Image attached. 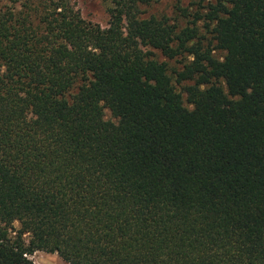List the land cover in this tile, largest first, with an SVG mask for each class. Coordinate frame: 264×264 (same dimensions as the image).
<instances>
[{"label": "trees", "instance_id": "trees-1", "mask_svg": "<svg viewBox=\"0 0 264 264\" xmlns=\"http://www.w3.org/2000/svg\"><path fill=\"white\" fill-rule=\"evenodd\" d=\"M109 1L0 0V264H264V0Z\"/></svg>", "mask_w": 264, "mask_h": 264}, {"label": "rangeland", "instance_id": "rangeland-1", "mask_svg": "<svg viewBox=\"0 0 264 264\" xmlns=\"http://www.w3.org/2000/svg\"><path fill=\"white\" fill-rule=\"evenodd\" d=\"M207 0H151L147 6H143L140 10L143 12V16L153 15L155 17L166 16L170 20L179 17V26H185L187 21L192 20L193 14L204 13L205 10L201 8L205 5ZM70 4L75 10H77L80 16L91 23L99 25L101 28H105L109 21V10L111 9V4L109 0H69ZM181 11L184 17L180 16ZM197 26H201L200 20L197 21ZM146 51H151L154 58L158 61H163L166 63L169 69L177 70L180 67L179 58L177 60H167L157 52L146 49ZM215 56L219 58L221 53H215ZM104 118L109 119V113L104 111ZM17 228V224L13 225ZM24 239L27 236L24 235ZM32 264H66L55 254H46L40 251H35L30 256L27 257Z\"/></svg>", "mask_w": 264, "mask_h": 264}]
</instances>
